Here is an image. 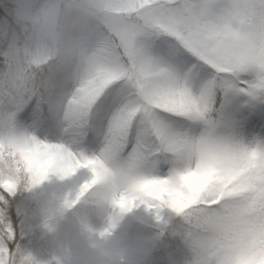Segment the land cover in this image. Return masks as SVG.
<instances>
[{
  "label": "snow or ice",
  "instance_id": "1",
  "mask_svg": "<svg viewBox=\"0 0 264 264\" xmlns=\"http://www.w3.org/2000/svg\"><path fill=\"white\" fill-rule=\"evenodd\" d=\"M216 3L20 0L13 10L0 0V110L18 114L37 169L55 161L93 179L119 169L157 193L165 186L177 211L185 179L211 173L220 202L201 197L187 213L204 216L248 173L259 215L264 135L243 126L264 104V48L201 25ZM261 251L264 224L238 260L225 248L215 264H256Z\"/></svg>",
  "mask_w": 264,
  "mask_h": 264
},
{
  "label": "clouds",
  "instance_id": "2",
  "mask_svg": "<svg viewBox=\"0 0 264 264\" xmlns=\"http://www.w3.org/2000/svg\"><path fill=\"white\" fill-rule=\"evenodd\" d=\"M19 2L10 0L13 10ZM200 24L227 32L237 46L264 48V2L217 0ZM22 123L15 111L0 110V264H133L123 222L135 209L148 214L147 227L180 240L188 251L184 264H215L225 248L238 260L264 224V206L257 215L250 201L248 173L225 184L221 208L187 215L201 197L207 204L220 202L211 173L185 179L184 206L177 211L165 186L157 193L119 169L100 179L62 170L55 161L38 170ZM256 134L264 131L249 133ZM253 259L264 264V251Z\"/></svg>",
  "mask_w": 264,
  "mask_h": 264
},
{
  "label": "trees",
  "instance_id": "3",
  "mask_svg": "<svg viewBox=\"0 0 264 264\" xmlns=\"http://www.w3.org/2000/svg\"><path fill=\"white\" fill-rule=\"evenodd\" d=\"M127 216L134 222L143 221V225L138 228L140 232L150 233L154 237L147 252L129 254L133 264H184L188 251L178 238L169 236L167 232L159 234L157 230L147 227L149 216L143 209H135Z\"/></svg>",
  "mask_w": 264,
  "mask_h": 264
},
{
  "label": "rangeland",
  "instance_id": "4",
  "mask_svg": "<svg viewBox=\"0 0 264 264\" xmlns=\"http://www.w3.org/2000/svg\"><path fill=\"white\" fill-rule=\"evenodd\" d=\"M243 131L245 135L253 132L264 131V108H256L244 122ZM143 225V221L134 222L129 216H126L123 222L125 230V243L128 253L147 252L151 244L154 242V237L150 233L140 232L139 226Z\"/></svg>",
  "mask_w": 264,
  "mask_h": 264
}]
</instances>
